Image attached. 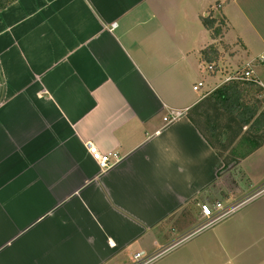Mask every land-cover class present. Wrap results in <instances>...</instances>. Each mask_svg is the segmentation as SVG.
I'll return each instance as SVG.
<instances>
[{"label":"crops","instance_id":"1","mask_svg":"<svg viewBox=\"0 0 264 264\" xmlns=\"http://www.w3.org/2000/svg\"><path fill=\"white\" fill-rule=\"evenodd\" d=\"M209 15L224 21L215 40ZM211 43L220 54L231 46L229 65L240 70L264 54V0H15L0 9V264H135L136 253L198 226L209 199L227 206L264 185V171L247 176L252 160L219 154L208 137L228 118L210 93L238 71L225 73L233 69L219 59L226 75H203ZM170 108L189 109L167 123ZM244 135H229L226 151H239ZM87 141L120 161L102 170ZM263 145L246 138L240 148ZM241 211L217 232V254L192 241L182 264H264V194Z\"/></svg>","mask_w":264,"mask_h":264},{"label":"trees","instance_id":"2","mask_svg":"<svg viewBox=\"0 0 264 264\" xmlns=\"http://www.w3.org/2000/svg\"><path fill=\"white\" fill-rule=\"evenodd\" d=\"M15 0H0V9H5ZM218 6H221L220 4ZM202 21L205 27L210 31L213 40L223 34L224 21L220 18H214L211 15L203 17ZM220 51L215 43H211L201 51V59L218 67ZM263 91L262 87L251 80H229L217 87L210 93L211 100L228 115L230 123L226 124L224 129L231 130L228 134V143L234 141L245 129V137H253L251 143L259 146L261 141L259 137L264 138V98L259 95ZM232 122V123H231ZM234 125V126H233ZM221 128V126L219 127ZM218 127L209 125L208 137L213 146L218 150L220 134H217ZM230 136H234L229 139ZM219 154L222 155V153Z\"/></svg>","mask_w":264,"mask_h":264},{"label":"rangeland","instance_id":"3","mask_svg":"<svg viewBox=\"0 0 264 264\" xmlns=\"http://www.w3.org/2000/svg\"><path fill=\"white\" fill-rule=\"evenodd\" d=\"M232 33L233 34L230 35V36H231V39H234V40H231L230 42H231L232 45H234V47H235L234 50H236V49H239V48H238L237 44H235V35H234L235 32L232 31ZM229 40H230V37H229ZM221 50H222V54L220 56L221 61L223 62V64H225L227 69H233V70H228L225 73L230 75V74L234 73L237 70H238L237 72L241 71L240 70L241 66L240 65L238 66V64L236 63L238 60H236L235 63H232V65H229V64H231L230 58L232 56H234L236 51L232 52L233 48L231 46H229V45H223V49H221ZM240 56L241 55H239V57L237 56V58H240V60H242ZM253 56H255V54ZM250 57H252V56H250ZM243 60L245 61L246 59L244 58ZM204 65L206 67H208V62L204 63ZM254 69L256 71L257 76L264 83V60L263 61L258 60L254 64ZM202 74L203 73H201V75ZM203 75L204 76L205 75L209 76V71L206 70ZM217 75L222 77L223 75H226V74H223L222 71L218 70ZM203 88H205V87H203ZM221 119L222 120L217 122L216 126L218 127L217 133H219L220 136H221L220 137L221 145L219 144V149L222 150L223 155H225L226 157H228L230 159H233V158L238 157V156L241 159H244V158L247 157V159L252 160V161H249L248 167H246L248 169L247 170V176L249 178H252V177L256 176L257 174L259 175V173H260L259 176L263 175V171H264V165H263V163H264V150L262 152H260V151L247 152V150L245 148L241 149L240 146L246 144V137L243 136V138H237L238 140L236 139V141H235L236 142L235 144H238L240 150L239 151L230 150V152H227L226 149L229 147L228 134L232 133V131H231L232 129L231 130L224 129L226 124L230 123L228 118H226V119L221 118ZM220 126H221V128H219ZM259 138H260L259 141H261L259 144L263 145L264 144V138H261V137H259ZM247 140H248V142H251V140H253V137L251 138V136H248ZM261 145H259V146H261ZM263 148H264V145H263ZM246 152H247V154H245ZM262 156H263V159H262ZM231 164H233V162H231L230 165ZM233 174L234 173H228L227 174V178H230V176H232ZM244 181L245 180H243L242 183H244ZM240 184H241V182H239V184H237V185H240ZM223 194H222V196L219 197L221 201L226 200L225 197L223 196ZM207 197H208V195H207ZM208 201L209 202H206V203H208L211 206L216 203V201L212 200V199H209ZM223 205H226L225 202H223ZM241 213H242V211L240 213L235 212L233 215H231L227 219H225V220H223V221H221L219 223H216L212 228L206 229L203 232L193 236L188 241H186V242H184L182 244H179L173 250L168 251V253L163 255L161 258L157 259L152 264H166L168 262H169L168 264H182V261H180V257H182V255L186 254L185 253L186 247L189 248L191 245L194 244V242L193 243H191V242L192 241H197V240H199V241L204 240V242H205V244H204L205 246L203 247V253H204L205 257L214 256L215 254L218 253V247L216 245H214V243H213V241L215 240V236L217 235V232L220 230L221 226H224L225 224L231 222L232 220H234V218L236 220L237 216L239 214H241ZM158 234H160V231L158 232ZM168 236H170V235H168ZM172 236H173V234L171 235V238H169L167 241H166V239L163 240V241H165L166 244H164L163 246H160L158 251L166 248L167 247L166 245L170 246L173 242H175V241H173V242L170 241L172 239ZM188 242H190L191 244H188ZM159 245H160V243H159ZM196 249H198V248H196ZM177 256H179V257H177ZM174 257H177V258L172 260Z\"/></svg>","mask_w":264,"mask_h":264},{"label":"built area","instance_id":"4","mask_svg":"<svg viewBox=\"0 0 264 264\" xmlns=\"http://www.w3.org/2000/svg\"><path fill=\"white\" fill-rule=\"evenodd\" d=\"M224 1V0H222ZM256 60L263 61L264 60V54L259 55L257 58H255L252 62L247 63L243 70L236 72L226 78V81L234 79V80H251L256 83H258L263 91L261 92V97L264 96V85L262 82H260L259 79L255 77L254 70L252 68V63ZM205 70L210 72H215L219 69L215 67V64H208V67L205 66ZM202 82H199L194 86V90H199L202 87ZM189 108H183V109H176V108H170L167 112V114L164 116V121L167 123H171L177 119H179L181 116H183ZM85 146L89 153L92 155L93 159L99 164L100 168L102 170H107L111 168L113 165L118 163L121 159V156L118 152H102L99 150V148L92 142L87 141L85 143ZM264 194V185L261 186L258 190H256L252 195H249L241 200H239L236 203L230 204V205H223L221 202H216L214 205H209L208 203L201 204V212L203 214V221L190 230L188 233H186L184 236H182L177 242H174L170 246H167L166 248L148 255L144 256L142 253H136L135 258L138 259L135 264H152L157 259L161 258L163 255L168 253V251L173 250L176 246L179 244H182L183 242L189 240L193 236L203 232L206 229L212 228L216 223H219L231 215H233L235 212L240 210L245 205L249 204L253 200L259 198Z\"/></svg>","mask_w":264,"mask_h":264}]
</instances>
